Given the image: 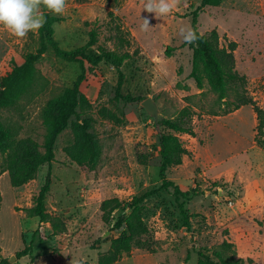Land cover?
Segmentation results:
<instances>
[{
  "label": "rangeland",
  "instance_id": "374dc122",
  "mask_svg": "<svg viewBox=\"0 0 264 264\" xmlns=\"http://www.w3.org/2000/svg\"><path fill=\"white\" fill-rule=\"evenodd\" d=\"M147 0H66L64 13L53 25V38L65 51L84 46L90 31L97 34L94 52L102 47L128 53L121 72L123 96L116 99L117 71L107 63L84 62L80 91L90 102L89 132L100 148L94 171L78 167L64 152L74 136L67 128L57 138L54 160L43 164L35 179L11 186L5 171L6 154L0 153V264H97L110 240L121 231L112 230L124 208L113 213V221L101 219L102 201L117 198L128 202L160 185L158 136L169 131L155 126L141 103L151 98L158 122L172 120L183 110L191 115L194 136L178 134L186 153L179 166L167 171V179L183 191L198 190L184 207L190 227L183 226L172 190L158 191L144 200L145 222L154 245L133 249L115 264H201L200 254L216 263L215 253L223 241L232 244L226 259L243 264H264V126L259 132L255 108L264 113V0H222L198 13V30L215 31L219 46L235 45L234 70L246 80L244 87L230 86L220 101L204 82L197 89L189 77L191 51L181 28L190 27L189 14L201 0H176L168 14L145 9ZM42 11V9H41ZM151 15L150 26L144 18ZM39 45L38 33L13 36L0 26V77L21 65ZM171 47L170 56L166 49ZM37 75L29 91L17 104L0 110V121L14 133L15 145L25 150L29 141L42 145L45 128L42 112L48 100L70 88L80 66L57 58L51 49L35 65ZM246 96L252 104L238 109L233 104ZM38 150L42 153L41 147ZM12 176L20 178L27 151ZM22 169V172L20 170ZM20 172V173H19ZM48 180L46 211L65 224L62 234L51 237L49 224H41L27 210ZM39 231L28 255L16 257Z\"/></svg>",
  "mask_w": 264,
  "mask_h": 264
},
{
  "label": "trees",
  "instance_id": "16d2710c",
  "mask_svg": "<svg viewBox=\"0 0 264 264\" xmlns=\"http://www.w3.org/2000/svg\"><path fill=\"white\" fill-rule=\"evenodd\" d=\"M222 0H201L197 9L192 11L190 16V27L198 30V13L206 7L217 6ZM46 16V23L37 31L39 36L38 48L28 53L21 65L13 66L11 71L5 76L0 77V110L14 107L17 102L25 95L35 81L37 71L36 63L43 57L48 49L53 54L66 62L77 63L80 66L81 73L70 88H66L57 97L47 101L42 112V124L45 128L44 140L41 146L33 141H29L25 150L27 158L25 165L20 172L22 176L16 178L12 176V171L20 163V152L25 151L15 145V133L0 121V153L6 154L5 171L11 174V186L20 187L29 181L35 179L38 169L43 164H51L54 160V147L58 136L67 128L72 130L74 141L72 145L64 149L67 157L78 167L87 171H94L99 163L100 148L97 140L89 132L92 120L87 115L90 110V102L80 91V84L84 80V62L91 66H96L101 62L107 63L117 71L116 99L124 101L133 100L130 96H123L120 92L124 82V76L121 67L130 56L128 53L118 54L114 51L97 47L96 51L91 48L97 42V34L94 30L89 33L88 42L79 48L65 51L60 49L53 38V25L59 23L61 18L50 15L46 8H41ZM185 45L191 51V70L189 77L194 81L197 89L204 87V82L217 95L218 100L222 101L227 97L230 86L244 87L246 80L234 70L235 45L230 43L227 48L219 46L218 35L215 31L210 34H202V38L194 44ZM173 49L168 47L166 55L170 56ZM252 104V100L246 96L239 98L238 102L233 104L234 109L241 106ZM259 120L257 129L260 132L264 126V113L255 108ZM155 126L166 128L168 133H160L158 136V154H159V179L160 185L156 190H151L145 194L133 197L128 202H123L117 198L107 199L101 202V219L105 224L113 221V213L124 208V213L117 217L113 223L112 230L121 231L120 234L110 240L107 251L98 255L97 264H115L124 255H128L133 249H150L152 242L149 229L145 222L146 206L144 200L154 195L158 191L172 190L174 200L177 202L182 224L189 229L190 215L184 207V202L190 201L197 195L193 189L191 192L183 191L173 182L167 179V171L171 167L179 166L182 157L186 151L178 138V134H184L193 137L194 132L191 126V115L188 110H183L172 120H161L154 122ZM41 147V153L38 148ZM19 172V173H20ZM49 192L48 180L40 187L38 194L34 197L33 206L27 210L29 216L35 217L41 224H49L51 237L62 234L65 231L64 222L56 216L46 211L45 200ZM264 197V191H263ZM264 227V203H263ZM40 240L39 231L32 233L29 244L16 257L20 258L30 253L32 244ZM232 244L223 241L220 250L215 253L217 262L210 261L203 254L201 264H243L241 260L226 259L224 252L231 250ZM2 264H8L3 260Z\"/></svg>",
  "mask_w": 264,
  "mask_h": 264
},
{
  "label": "clouds",
  "instance_id": "9594fccd",
  "mask_svg": "<svg viewBox=\"0 0 264 264\" xmlns=\"http://www.w3.org/2000/svg\"><path fill=\"white\" fill-rule=\"evenodd\" d=\"M176 6V0H147L145 9L158 14H168ZM53 14H63L66 0H0V26L5 27L17 38H24L29 32L35 33L46 23V16L41 8ZM152 16L144 18V26L149 27ZM184 42L194 44L202 38L191 27L181 28Z\"/></svg>",
  "mask_w": 264,
  "mask_h": 264
},
{
  "label": "water",
  "instance_id": "95a60500",
  "mask_svg": "<svg viewBox=\"0 0 264 264\" xmlns=\"http://www.w3.org/2000/svg\"><path fill=\"white\" fill-rule=\"evenodd\" d=\"M141 105L145 109L146 113L150 115L153 121L156 123L158 121V111L151 98H148L143 101Z\"/></svg>",
  "mask_w": 264,
  "mask_h": 264
}]
</instances>
